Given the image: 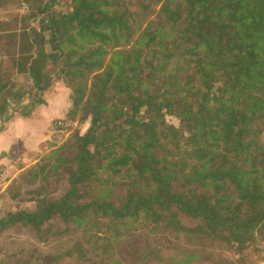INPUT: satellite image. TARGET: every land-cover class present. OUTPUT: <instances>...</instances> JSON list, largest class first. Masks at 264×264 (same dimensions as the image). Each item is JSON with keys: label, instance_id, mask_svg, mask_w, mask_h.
<instances>
[{"label": "trees", "instance_id": "1", "mask_svg": "<svg viewBox=\"0 0 264 264\" xmlns=\"http://www.w3.org/2000/svg\"><path fill=\"white\" fill-rule=\"evenodd\" d=\"M133 1L71 0L27 34L20 72L44 93L58 69L71 90L66 118L91 120L69 159L55 160L64 194L9 213L0 232L57 217L86 232L105 220L115 234L143 220L241 253L264 240V0ZM6 106L0 98V124Z\"/></svg>", "mask_w": 264, "mask_h": 264}, {"label": "rangeland", "instance_id": "2", "mask_svg": "<svg viewBox=\"0 0 264 264\" xmlns=\"http://www.w3.org/2000/svg\"><path fill=\"white\" fill-rule=\"evenodd\" d=\"M121 1L135 4L133 0ZM23 2L28 4V13L21 12ZM70 6L71 0H0V85H11L0 95L1 99L7 101L1 128L15 115L28 116L32 108L41 105L39 101L44 102L45 92H52L53 88L56 92L67 89L71 98V90L63 79L57 77L58 69L50 70L53 79L51 85L40 93L33 88L32 78L20 72L18 65L23 52L21 49L27 47L30 30L38 29L41 19L48 18L50 12L64 13ZM45 38H50L49 31L45 32ZM43 49L46 54L51 53L49 43H45ZM29 53L26 52L27 55ZM31 53H36L34 48ZM47 68L53 69L49 60ZM208 85L212 86L210 82ZM78 116L87 117L83 110ZM48 120L41 115L26 120L28 127L39 124L40 130L47 131L48 140L43 142L36 164L21 173L15 169L8 174L4 172L0 178V219L19 211L33 213L36 211V201L42 198L57 200L67 189L64 166L62 163L55 164V160L69 159L73 136L76 133L83 135L87 131L91 116L84 122L68 118ZM58 120L64 122L63 127L57 128ZM35 121L38 123L33 125ZM165 121L175 128L180 127L179 120L171 115H166ZM37 166L48 174L47 181L33 176V171L38 170ZM105 186L109 187L107 184ZM109 226L105 220H97L92 229L86 232L84 226L66 224L57 217L36 231L17 224L0 232V264H264L263 239L239 253L235 245L224 241L167 230L166 223L129 222L115 234L107 232Z\"/></svg>", "mask_w": 264, "mask_h": 264}, {"label": "crops", "instance_id": "3", "mask_svg": "<svg viewBox=\"0 0 264 264\" xmlns=\"http://www.w3.org/2000/svg\"><path fill=\"white\" fill-rule=\"evenodd\" d=\"M22 7L21 12L27 13ZM51 91L45 92L44 103L32 108L28 116L15 115L5 123L0 133V168L5 169V173L13 172L14 169L21 173L34 165L43 142L48 140L47 131L40 130L39 124L34 125L38 121L32 123L33 127H28L29 123L26 120L35 119L39 115L42 118L45 116L49 122L57 118H66L71 107L68 90L56 92L53 88ZM54 115L57 116L53 117Z\"/></svg>", "mask_w": 264, "mask_h": 264}, {"label": "built area", "instance_id": "4", "mask_svg": "<svg viewBox=\"0 0 264 264\" xmlns=\"http://www.w3.org/2000/svg\"><path fill=\"white\" fill-rule=\"evenodd\" d=\"M22 10L23 11H28L27 5L24 4L23 7H22ZM56 126H57V128L63 127L64 126V122L61 121V120H58L57 123H56ZM4 172H5V169L0 168V178L3 176Z\"/></svg>", "mask_w": 264, "mask_h": 264}]
</instances>
